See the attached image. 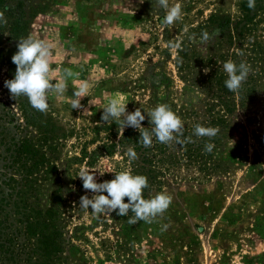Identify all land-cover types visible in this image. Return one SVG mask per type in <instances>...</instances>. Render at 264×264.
Masks as SVG:
<instances>
[{
  "label": "rangeland",
  "instance_id": "rangeland-1",
  "mask_svg": "<svg viewBox=\"0 0 264 264\" xmlns=\"http://www.w3.org/2000/svg\"><path fill=\"white\" fill-rule=\"evenodd\" d=\"M18 1L25 4L28 36L53 44V83L64 69L77 74L68 79L63 97L49 94L47 110L74 130L73 137L62 141L57 164L68 205L65 232L74 245L67 263L248 264L247 258L264 259V110L253 122L240 116L244 148L230 173L201 180L185 171L179 179L166 178L163 191L172 203L150 225L79 207L81 196H93L82 188L81 168L95 171L97 182L127 170L121 153L106 148L123 132L118 121L101 120L108 101L119 96L127 112L140 108L147 114L166 93L172 101L180 99L184 84L175 64L177 49L166 43L179 42L212 14L237 18L243 0H169L182 5V19L167 28H161L164 11H156L153 0H6L0 11ZM8 31L9 21L4 48ZM7 73V66L0 67V92ZM85 81L87 97L73 109V93ZM14 108L19 112L16 104ZM84 150L97 152L77 161ZM51 189L44 192L46 207Z\"/></svg>",
  "mask_w": 264,
  "mask_h": 264
},
{
  "label": "trees",
  "instance_id": "trees-1",
  "mask_svg": "<svg viewBox=\"0 0 264 264\" xmlns=\"http://www.w3.org/2000/svg\"><path fill=\"white\" fill-rule=\"evenodd\" d=\"M5 3L6 0H0V5ZM4 10L9 21L6 48L3 47L4 25L0 24V67H8L5 82L15 76L16 65L11 58L18 51L19 39L28 36L30 24L23 1ZM205 31L213 34L207 43L202 42ZM179 43L175 64L184 84L182 97L172 101L166 93L158 100L159 105H168L180 116L184 138L192 136L194 142L162 144L154 140L152 147H144L139 143V130L127 127L117 143L106 145L109 153H114L118 144L124 150L134 146L138 153L136 160H130L124 150L119 152L127 170L147 176L149 187L144 189L145 199L164 192L166 178L179 179L185 171L201 180L230 173L240 162L244 148L245 126L240 116L253 122L264 110V0H256L255 9L248 7V0H243L237 18L212 14L185 33ZM229 59L237 64L243 61L252 68L238 92L225 87L227 73L223 63ZM3 87L0 92V264H68L69 250L74 245L65 232L68 205L65 181L57 164L62 141L73 137L74 130H67L48 111L34 109L26 97L13 98L4 84ZM144 115L142 127L148 128L150 118ZM197 124L217 127L219 133L211 139L197 138L193 135ZM207 143L214 144L211 153L204 150ZM96 152L89 154L84 150L76 160L91 158ZM50 187V206L46 207L43 197ZM133 215L129 212L128 216L120 217L128 221ZM247 259L248 264H264L263 258Z\"/></svg>",
  "mask_w": 264,
  "mask_h": 264
},
{
  "label": "clouds",
  "instance_id": "clouds-1",
  "mask_svg": "<svg viewBox=\"0 0 264 264\" xmlns=\"http://www.w3.org/2000/svg\"><path fill=\"white\" fill-rule=\"evenodd\" d=\"M144 0H140L143 3ZM155 10L163 9L164 15L161 20V28H167L182 19V5L180 3H169V0H153ZM248 7L255 9L256 0H248ZM8 23L5 12L0 11V24ZM218 34V33H217ZM213 38V34L205 31L202 34V42L207 43ZM166 47L172 50L180 49L181 44L168 41ZM18 51L12 56V62L16 65L15 76L6 80L4 86L9 90L13 98L24 96L30 105L40 111L46 112L49 108L48 97L50 93L63 97L68 89L67 81L77 74L70 69H64L58 80L53 83L52 49L53 44L43 39H35L32 36L19 39ZM223 70L227 73L225 87L230 92H238L247 81L252 68L245 62L237 64L229 59L223 63ZM207 72V70H205ZM89 91L88 83L81 82L79 88L74 91L71 106L73 109L81 107V98L87 97ZM127 104L123 103L122 97L111 98L103 108L101 120L108 122L116 120L119 127L124 131L126 127L139 130V143L144 147H152L154 140L162 144H176L194 142L192 136L184 138V123L166 104H160L152 109L147 116L150 118V127H142L145 115L140 108L133 112H127ZM219 133V128L197 124L193 135L197 138H214ZM214 144H205L204 150L208 153L213 151ZM117 150H124L123 146L117 145ZM124 154L130 160L138 159V153L134 146H127ZM78 177L83 182V188L93 193L80 197L79 207L90 209L93 213L128 216L129 212L134 215L128 220L130 224L143 221L152 223L158 216H162L172 203L173 197L165 192L157 193L151 198H144V189L149 187L147 176L133 174L131 170H124L115 174L114 179L97 182L96 172L88 168H81ZM106 193V194H105ZM127 198V202H125ZM164 225L162 230H167Z\"/></svg>",
  "mask_w": 264,
  "mask_h": 264
}]
</instances>
